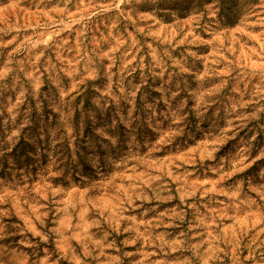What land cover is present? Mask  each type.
Returning <instances> with one entry per match:
<instances>
[{"label": "rangeland", "instance_id": "rangeland-1", "mask_svg": "<svg viewBox=\"0 0 264 264\" xmlns=\"http://www.w3.org/2000/svg\"><path fill=\"white\" fill-rule=\"evenodd\" d=\"M0 264H264V0H0Z\"/></svg>", "mask_w": 264, "mask_h": 264}]
</instances>
